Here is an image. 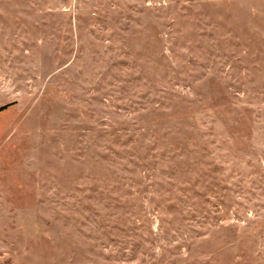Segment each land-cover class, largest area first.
<instances>
[{"label":"rangeland","instance_id":"rangeland-1","mask_svg":"<svg viewBox=\"0 0 264 264\" xmlns=\"http://www.w3.org/2000/svg\"><path fill=\"white\" fill-rule=\"evenodd\" d=\"M0 264H264V0H0Z\"/></svg>","mask_w":264,"mask_h":264},{"label":"trees","instance_id":"trees-1","mask_svg":"<svg viewBox=\"0 0 264 264\" xmlns=\"http://www.w3.org/2000/svg\"><path fill=\"white\" fill-rule=\"evenodd\" d=\"M2 109V107H0V110Z\"/></svg>","mask_w":264,"mask_h":264}]
</instances>
